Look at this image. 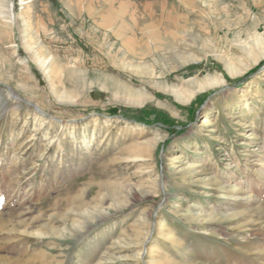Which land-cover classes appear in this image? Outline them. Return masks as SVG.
Wrapping results in <instances>:
<instances>
[{"label": "rangeland", "instance_id": "obj_1", "mask_svg": "<svg viewBox=\"0 0 264 264\" xmlns=\"http://www.w3.org/2000/svg\"><path fill=\"white\" fill-rule=\"evenodd\" d=\"M263 77L264 0H0V264H264Z\"/></svg>", "mask_w": 264, "mask_h": 264}, {"label": "bare ground", "instance_id": "obj_2", "mask_svg": "<svg viewBox=\"0 0 264 264\" xmlns=\"http://www.w3.org/2000/svg\"><path fill=\"white\" fill-rule=\"evenodd\" d=\"M139 66V65H138ZM140 69H141V73H147V72H149V68L147 67V66H143V65H141V67H140ZM135 73H136V71H135ZM264 78V77H263ZM175 86V85H174ZM174 86H172V87H174ZM199 87H200V84H199ZM182 88V87H181ZM198 88V87H197ZM202 88V87H201ZM173 91H175L176 93H178L181 89H176V88H173L172 89ZM171 90V91H172ZM174 93V92H173ZM138 94V93H137ZM134 95H136L135 93H134ZM133 95V96H134ZM178 97V96H177ZM133 101V100H132ZM209 121V117L208 116H206L204 119H203V123H205V122H208ZM176 157L175 156H173V158H172V162L170 163V165L168 166V168H171L172 166H173V162H175L176 161V159H175Z\"/></svg>", "mask_w": 264, "mask_h": 264}, {"label": "trees", "instance_id": "obj_3", "mask_svg": "<svg viewBox=\"0 0 264 264\" xmlns=\"http://www.w3.org/2000/svg\"><path fill=\"white\" fill-rule=\"evenodd\" d=\"M53 2H57V0H52Z\"/></svg>", "mask_w": 264, "mask_h": 264}]
</instances>
